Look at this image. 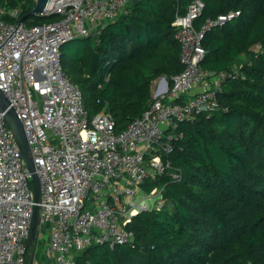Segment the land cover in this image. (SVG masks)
Wrapping results in <instances>:
<instances>
[{"label": "trees", "instance_id": "16d2710c", "mask_svg": "<svg viewBox=\"0 0 264 264\" xmlns=\"http://www.w3.org/2000/svg\"><path fill=\"white\" fill-rule=\"evenodd\" d=\"M191 1L130 0L129 13L107 21L93 42L76 37L61 45L62 69L82 92L89 117L108 110L121 130L149 106L154 79L165 76L171 86L183 68L172 21ZM202 1L196 28L239 11L201 40L206 77L224 74L217 106L178 125L181 137L166 156L170 168L141 183L143 191L162 189L163 206L132 217L133 242L92 244L73 253L76 264H264V0ZM0 5L19 7L20 18L34 1ZM56 18L33 14L23 22ZM45 242L38 237L39 264L49 263Z\"/></svg>", "mask_w": 264, "mask_h": 264}, {"label": "built area", "instance_id": "2783aa9c", "mask_svg": "<svg viewBox=\"0 0 264 264\" xmlns=\"http://www.w3.org/2000/svg\"><path fill=\"white\" fill-rule=\"evenodd\" d=\"M129 1L48 0L38 15L57 18L32 26L18 24L19 7L0 5V90L30 144L41 187L40 231L48 230L44 254L52 264H76L73 253L92 244L132 243V217L163 206L162 189L143 191L141 183L170 168L166 156L181 137L178 125L217 106L224 74L206 77L201 40L239 11L196 28L204 3L192 0L172 21L183 68L171 86L165 76L154 79L149 106L121 130L108 110L88 116L82 92L62 69L60 47L76 37L97 39L107 21L129 13ZM32 206L30 173L0 112V264H25Z\"/></svg>", "mask_w": 264, "mask_h": 264}, {"label": "water", "instance_id": "95a60500", "mask_svg": "<svg viewBox=\"0 0 264 264\" xmlns=\"http://www.w3.org/2000/svg\"><path fill=\"white\" fill-rule=\"evenodd\" d=\"M47 1L48 0H35L33 8L27 14L20 17L18 24L22 23L24 18H26L27 16L42 12ZM0 112L2 113V116L7 126L10 128L15 137L25 167L30 173L33 206L28 236L25 241V264H33L38 237L40 233V180L38 174L35 171V165L32 159L30 144L24 132L23 125L20 119L18 118L17 114L15 113L14 109L9 105L8 99L5 97L1 90Z\"/></svg>", "mask_w": 264, "mask_h": 264}, {"label": "rangeland", "instance_id": "374dc122", "mask_svg": "<svg viewBox=\"0 0 264 264\" xmlns=\"http://www.w3.org/2000/svg\"><path fill=\"white\" fill-rule=\"evenodd\" d=\"M94 41V39H92V42ZM167 79V78H166ZM45 236H48V230L44 229L43 232L41 231L39 233V239H44Z\"/></svg>", "mask_w": 264, "mask_h": 264}, {"label": "crops", "instance_id": "0c3cea01", "mask_svg": "<svg viewBox=\"0 0 264 264\" xmlns=\"http://www.w3.org/2000/svg\"><path fill=\"white\" fill-rule=\"evenodd\" d=\"M161 83H162V85H165L164 83H165V81H164V79L162 78L161 79ZM46 241H47V236H45V238H44ZM46 243V242H45ZM45 245V244H44ZM34 260H36V259H34ZM48 260H49V263L48 264H52V262H51V260L48 258ZM37 264H39L38 262H37Z\"/></svg>", "mask_w": 264, "mask_h": 264}]
</instances>
